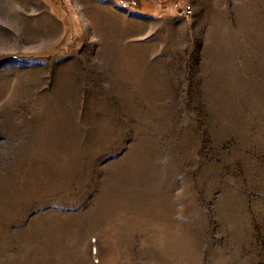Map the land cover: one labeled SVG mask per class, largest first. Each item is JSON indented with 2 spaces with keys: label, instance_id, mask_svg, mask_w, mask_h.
Returning <instances> with one entry per match:
<instances>
[{
  "label": "rangeland",
  "instance_id": "obj_1",
  "mask_svg": "<svg viewBox=\"0 0 264 264\" xmlns=\"http://www.w3.org/2000/svg\"><path fill=\"white\" fill-rule=\"evenodd\" d=\"M0 264H264V0H0Z\"/></svg>",
  "mask_w": 264,
  "mask_h": 264
}]
</instances>
